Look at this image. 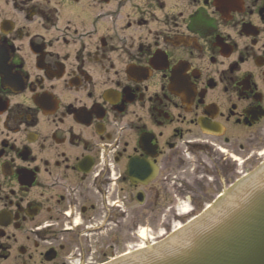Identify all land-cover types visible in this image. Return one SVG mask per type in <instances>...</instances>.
I'll return each mask as SVG.
<instances>
[{"label": "flooded vegetation", "instance_id": "1", "mask_svg": "<svg viewBox=\"0 0 264 264\" xmlns=\"http://www.w3.org/2000/svg\"><path fill=\"white\" fill-rule=\"evenodd\" d=\"M262 160L264 0H0V264H103Z\"/></svg>", "mask_w": 264, "mask_h": 264}, {"label": "water", "instance_id": "2", "mask_svg": "<svg viewBox=\"0 0 264 264\" xmlns=\"http://www.w3.org/2000/svg\"><path fill=\"white\" fill-rule=\"evenodd\" d=\"M108 264H264V163L160 242Z\"/></svg>", "mask_w": 264, "mask_h": 264}, {"label": "rangeland", "instance_id": "3", "mask_svg": "<svg viewBox=\"0 0 264 264\" xmlns=\"http://www.w3.org/2000/svg\"><path fill=\"white\" fill-rule=\"evenodd\" d=\"M257 166L258 165H255L252 170H254ZM239 169H241V166H239ZM240 174L241 173H239L238 175ZM200 180V185L193 184V186H201V194L199 195L200 197L198 199L200 205L195 215L201 212V209L204 208L206 205L213 202V194L216 191V188L213 186L212 178L204 180L202 177H200ZM183 186L184 181H181L180 184H177V186L173 184V192L176 194L178 190L183 188ZM220 192H222V190ZM172 203L174 207V212L172 210V213H170L169 217H167L166 219L158 217L159 213L155 214L152 218H149L150 216L145 217L141 215L140 219H129L127 221V225H136L131 231H128L126 229V242H130L129 240L131 239V237L133 238L132 234H134L135 230L142 232L143 229H148L146 236L150 235L155 238L154 240H157L161 238V236L159 235L160 233H163L164 236L169 234L170 232L181 226L183 223H186L188 221L187 219L193 216L188 215V213L194 206L190 203L187 197H183L181 195L179 197L173 196Z\"/></svg>", "mask_w": 264, "mask_h": 264}]
</instances>
